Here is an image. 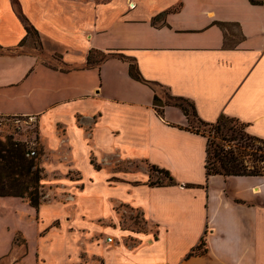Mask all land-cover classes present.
Segmentation results:
<instances>
[{
  "label": "crops",
  "instance_id": "obj_1",
  "mask_svg": "<svg viewBox=\"0 0 264 264\" xmlns=\"http://www.w3.org/2000/svg\"><path fill=\"white\" fill-rule=\"evenodd\" d=\"M261 2L0 0V118L35 124L56 198L0 197V264H264V176L207 177L206 136L154 106L264 141Z\"/></svg>",
  "mask_w": 264,
  "mask_h": 264
},
{
  "label": "trees",
  "instance_id": "obj_2",
  "mask_svg": "<svg viewBox=\"0 0 264 264\" xmlns=\"http://www.w3.org/2000/svg\"><path fill=\"white\" fill-rule=\"evenodd\" d=\"M252 4H261V1L249 0ZM179 6H176L164 13L176 11ZM160 14L158 17H161ZM27 33H30L29 28H27ZM95 61L93 53H90L88 56V62ZM130 75L135 80H141L138 76V72L135 70L134 66L130 64L129 66ZM171 101L163 102L158 96H154V106L156 112L159 116H162L163 107L176 106L182 110L184 115L188 118L190 127L196 132L201 133L199 127L192 126L191 116L197 119V122L204 128L209 130H214L215 139L219 141L225 140V135L232 129L227 127L228 124L238 123L243 126L245 131V126L240 123L238 120L229 118L223 114L219 116L217 121L214 124H209L201 121L197 118L194 105L185 99L170 97ZM186 104V105H184ZM191 108V112L188 110V107ZM235 132V131H234ZM246 140H255L264 144L263 140L252 137L245 132ZM205 136V135H204ZM235 139V137L233 138ZM241 139V138H240ZM213 146L215 149H213ZM210 147L212 148V153L210 154ZM261 151L260 149L256 150V153ZM26 149L25 146L19 142L13 140L0 141V197H16L27 199L30 206L37 208L40 204L39 197V188L40 181L42 179V170L35 163L34 158H26L25 156ZM263 157L260 161L264 162V152L262 153ZM213 157L212 160L210 157ZM253 163L256 161L253 160ZM206 176L210 175H222V176H264V167L262 171L260 170H250L248 166L244 165L243 159L239 156L237 150L230 148L225 151V148L220 143L210 142L207 139L206 146ZM157 170V169H154ZM160 171V170H157ZM167 176L166 172L160 171ZM168 177V176H167ZM168 183H172V180L169 178Z\"/></svg>",
  "mask_w": 264,
  "mask_h": 264
},
{
  "label": "rangeland",
  "instance_id": "obj_3",
  "mask_svg": "<svg viewBox=\"0 0 264 264\" xmlns=\"http://www.w3.org/2000/svg\"><path fill=\"white\" fill-rule=\"evenodd\" d=\"M256 1H262V0H256ZM156 89L161 90L163 94L166 97L167 101H171V95L169 92L162 88L161 86H157ZM186 105V104H184ZM188 107V106H186ZM188 110L191 112V108L188 107ZM192 119V126L199 127L200 131L203 132V134L206 136L210 142L220 143L224 146L225 151L229 150L230 148H233L234 150H237L239 153V156L243 159L244 165L248 166V169L253 170H260L262 171V168L264 167V162L260 161L263 157L264 152V144L260 143L259 141L255 140H246L245 138V131L242 125L238 123H231L228 124L227 127L232 128L228 134L225 136L224 141H219L218 139H215V132L214 130H209L208 128H204L201 126L197 119L191 116ZM235 131V132H234ZM37 128L35 124L28 120V119H11V118H0V141L5 140H13L15 142H19L25 146V149L32 148L35 150V156L33 157L35 160V163L39 166L43 160L44 153L39 145L38 139H37ZM235 137V139H233ZM241 138V139H240ZM213 149L215 147L213 146ZM260 149L261 151H258L256 153V150ZM212 153V148L210 147V154ZM212 160L213 157H210ZM255 160L256 162L253 163L252 161ZM125 169V168H124ZM151 174L153 175L151 183H158L160 180H162L163 183L168 182V180L164 177L163 174H156V170L149 168ZM42 179L40 181V188H39V197L40 202L46 201V200H52L56 199L51 195L49 190L42 185V182H44L47 179L46 174L44 171H42ZM27 200V199H25ZM28 201V200H27ZM124 215L131 221L138 229H143L142 220L140 215L137 212L126 210Z\"/></svg>",
  "mask_w": 264,
  "mask_h": 264
},
{
  "label": "built area",
  "instance_id": "obj_4",
  "mask_svg": "<svg viewBox=\"0 0 264 264\" xmlns=\"http://www.w3.org/2000/svg\"><path fill=\"white\" fill-rule=\"evenodd\" d=\"M132 6H133V5H132ZM25 156H26V158H33V157L35 156V150L32 149V148H29V147H28V148L26 149ZM107 242H108V243L112 242V238H108V239H107Z\"/></svg>",
  "mask_w": 264,
  "mask_h": 264
}]
</instances>
